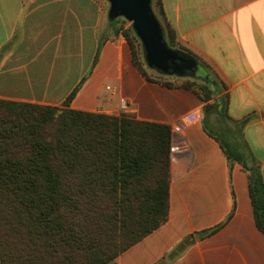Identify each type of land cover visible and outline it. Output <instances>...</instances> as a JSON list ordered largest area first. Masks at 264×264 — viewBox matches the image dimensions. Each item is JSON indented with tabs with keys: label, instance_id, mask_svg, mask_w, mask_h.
<instances>
[{
	"label": "crops",
	"instance_id": "1",
	"mask_svg": "<svg viewBox=\"0 0 264 264\" xmlns=\"http://www.w3.org/2000/svg\"><path fill=\"white\" fill-rule=\"evenodd\" d=\"M163 4L202 75L226 85L211 112L193 90L137 69L105 0H0V99L61 106L77 90L72 108L171 125L181 149L171 148L169 218L107 264H264L248 173L240 162L230 169L204 127L254 157L264 177V0Z\"/></svg>",
	"mask_w": 264,
	"mask_h": 264
},
{
	"label": "trees",
	"instance_id": "2",
	"mask_svg": "<svg viewBox=\"0 0 264 264\" xmlns=\"http://www.w3.org/2000/svg\"><path fill=\"white\" fill-rule=\"evenodd\" d=\"M152 7L169 45L197 57L178 40L163 0H152ZM112 20L148 80L193 90L206 102L205 114L217 108L211 99L225 83L158 72L147 64L132 25L125 28L128 20ZM76 91L61 106L0 99V264H107L169 218L171 125L72 108ZM204 127L221 143L230 169L243 164L256 223L264 232L260 164L206 122Z\"/></svg>",
	"mask_w": 264,
	"mask_h": 264
},
{
	"label": "water",
	"instance_id": "3",
	"mask_svg": "<svg viewBox=\"0 0 264 264\" xmlns=\"http://www.w3.org/2000/svg\"><path fill=\"white\" fill-rule=\"evenodd\" d=\"M109 16L125 17L142 41L146 62L160 73L179 76H200L204 81H217L210 75H198L200 63L190 52L175 48L166 41L163 28L155 16L152 0H109Z\"/></svg>",
	"mask_w": 264,
	"mask_h": 264
},
{
	"label": "built area",
	"instance_id": "4",
	"mask_svg": "<svg viewBox=\"0 0 264 264\" xmlns=\"http://www.w3.org/2000/svg\"><path fill=\"white\" fill-rule=\"evenodd\" d=\"M121 105L123 108H127V100L125 98H121ZM171 148L173 150H179V149H181V143L176 141V140L172 141L171 142Z\"/></svg>",
	"mask_w": 264,
	"mask_h": 264
},
{
	"label": "rangeland",
	"instance_id": "5",
	"mask_svg": "<svg viewBox=\"0 0 264 264\" xmlns=\"http://www.w3.org/2000/svg\"><path fill=\"white\" fill-rule=\"evenodd\" d=\"M105 1H107V6H108V9L110 10V6H111L110 1H109V0H105ZM130 25H132V22H130L129 20H128V22L124 23L125 28L128 27V26H130ZM157 71H158V70H157ZM158 72H159V71H158ZM202 73H203V67H202V65H200V66H199V69H198V71H197V74H198V75H202ZM178 76H179V75H178ZM181 77H184V76H181Z\"/></svg>",
	"mask_w": 264,
	"mask_h": 264
}]
</instances>
